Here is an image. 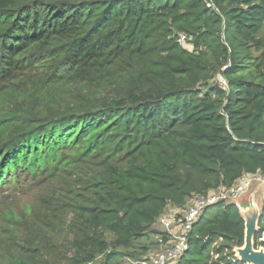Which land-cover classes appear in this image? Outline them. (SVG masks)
I'll return each mask as SVG.
<instances>
[{
  "label": "trees",
  "instance_id": "16d2710c",
  "mask_svg": "<svg viewBox=\"0 0 264 264\" xmlns=\"http://www.w3.org/2000/svg\"><path fill=\"white\" fill-rule=\"evenodd\" d=\"M207 2L0 0V194L36 193L0 209V264L147 259L169 208L264 176V0ZM216 206L175 264H243Z\"/></svg>",
  "mask_w": 264,
  "mask_h": 264
},
{
  "label": "built area",
  "instance_id": "2783aa9c",
  "mask_svg": "<svg viewBox=\"0 0 264 264\" xmlns=\"http://www.w3.org/2000/svg\"><path fill=\"white\" fill-rule=\"evenodd\" d=\"M208 8H212L211 0L206 3ZM178 42H186L184 35L178 36ZM260 195V200L264 202V176L251 175L243 176L229 188H220L216 192H211L206 196H198L191 202L192 204L174 216H162L159 223L168 234V241L163 242L161 237L157 238L159 250L150 258L138 261H129L130 264H175L184 254L188 247V239L192 232L193 225L203 215L208 208L221 202L233 203L250 190H255ZM262 213V212H261ZM261 215V214H260ZM264 242V234L258 239Z\"/></svg>",
  "mask_w": 264,
  "mask_h": 264
},
{
  "label": "rangeland",
  "instance_id": "374dc122",
  "mask_svg": "<svg viewBox=\"0 0 264 264\" xmlns=\"http://www.w3.org/2000/svg\"><path fill=\"white\" fill-rule=\"evenodd\" d=\"M187 49L191 50V47H187ZM28 187L29 186H23V188H22V186H18L16 188H13L10 192H5L3 194H0V200H2V201H0V209L3 206L6 207V206L12 205V206H17L18 208H20V207H23L25 204L31 205V204L35 203V201H36V195L35 194L36 193L33 191H27L26 189ZM256 189L257 188H255V190L252 189L248 193L242 195L240 198H238L236 201H234L233 204L236 205V207L242 205V208L247 209V207H250L251 204L254 202V203H256V205L258 207L259 214H261L264 202H262L260 200V195L257 194ZM3 198H8V203L3 202V201H5V200H3ZM226 203H231V202L229 201ZM191 204L192 203H190L188 206H190ZM217 210H218V207L216 205L208 208V210H207L208 213L206 214V217L209 218ZM172 213H174V211L170 210V208H169L167 213L165 214V216H167L169 218L170 216H172ZM158 228H159V226H158ZM151 256L152 255L147 256V257L150 258Z\"/></svg>",
  "mask_w": 264,
  "mask_h": 264
},
{
  "label": "water",
  "instance_id": "95a60500",
  "mask_svg": "<svg viewBox=\"0 0 264 264\" xmlns=\"http://www.w3.org/2000/svg\"><path fill=\"white\" fill-rule=\"evenodd\" d=\"M237 208L244 221L245 230L243 246L234 250L235 257L243 264H264V250L262 248L255 250L253 246V239L258 230L257 225L261 216L258 207L253 202L247 209L242 208V205Z\"/></svg>",
  "mask_w": 264,
  "mask_h": 264
},
{
  "label": "crops",
  "instance_id": "0c3cea01",
  "mask_svg": "<svg viewBox=\"0 0 264 264\" xmlns=\"http://www.w3.org/2000/svg\"><path fill=\"white\" fill-rule=\"evenodd\" d=\"M172 211H174V213H172V216H173V215H176V214H178V213H179V211H178V210H176V209H172ZM157 250H158V248H157V247H155V249H154V250H152V251L150 252L149 256H150V255H154V254L157 252Z\"/></svg>",
  "mask_w": 264,
  "mask_h": 264
}]
</instances>
